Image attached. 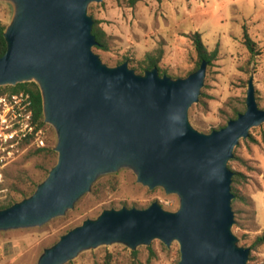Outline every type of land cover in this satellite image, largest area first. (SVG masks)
<instances>
[{"label":"water","instance_id":"obj_1","mask_svg":"<svg viewBox=\"0 0 264 264\" xmlns=\"http://www.w3.org/2000/svg\"><path fill=\"white\" fill-rule=\"evenodd\" d=\"M5 26L0 86L34 81L43 121L56 132L55 164L32 193L0 208V231L41 225L62 215L96 177L122 166L148 188L176 194V210L157 201L147 207L104 209L46 247L36 264H62L79 251L121 242L131 249L159 239L177 241V264H248L250 249L232 232V171L228 161L252 127L264 122L253 76L245 109L204 133L188 120L207 69L202 60L183 77L157 67L135 72L125 60L105 64L93 51L90 2L101 0H12Z\"/></svg>","mask_w":264,"mask_h":264},{"label":"rangeland","instance_id":"obj_2","mask_svg":"<svg viewBox=\"0 0 264 264\" xmlns=\"http://www.w3.org/2000/svg\"><path fill=\"white\" fill-rule=\"evenodd\" d=\"M14 13L12 0H0L2 23L8 25ZM87 13L101 20L100 26L110 36L108 50L92 48L109 66L127 57L131 68L147 53L157 55L161 49L160 66L173 78L183 77L196 60L189 33L199 32L208 49L218 45L217 60L212 66L207 65L203 95L200 93L198 101L188 109V120L198 131L207 133L222 127L231 107H241L243 101L245 104L251 75L255 100L264 108V0H138L133 7L126 0H101L90 2ZM243 26L260 50L251 62L243 43ZM46 124L41 134L44 145H24L3 169L0 202L9 199L16 202L24 198V193L31 194L55 164L57 136L52 125ZM45 146L54 152L37 150ZM233 154L239 159L231 158L228 166L244 173L238 188L245 200L232 206L236 213L231 230L238 244L248 247L264 231V122L252 127L247 138L239 140ZM153 201L171 211L179 205L176 194L141 184L128 166L102 173L64 214L41 225L1 230L0 264H36L46 247L83 220L95 218L104 209L144 208ZM252 256L251 264H264V244L255 247ZM178 260L177 241L166 246L153 239L135 249L121 242L100 244L79 251L62 264H177Z\"/></svg>","mask_w":264,"mask_h":264},{"label":"trees","instance_id":"obj_3","mask_svg":"<svg viewBox=\"0 0 264 264\" xmlns=\"http://www.w3.org/2000/svg\"><path fill=\"white\" fill-rule=\"evenodd\" d=\"M137 1L138 0H126L127 5L131 7H133ZM91 17L93 19L92 33L94 34L96 42H97L94 48L106 51L110 47V36L100 26L101 20L94 18L92 15ZM5 26L6 25L0 21V56L6 50V41L3 35ZM247 33L248 32L246 30V27L243 26V33H242L243 43L250 53V62H251L254 60L256 55L260 53V50L256 48V43L254 42V40L251 39V37ZM188 37L191 40V43L195 50L196 60H195L194 67L190 71H188L185 75L195 70L202 60L207 61L208 66H212L214 62L217 60L218 52H219L217 44L215 45L213 49H208L201 39V34L197 31L189 33ZM162 51L163 50L160 49L157 55L147 53L142 60H139L138 62L131 64L130 65L131 68L134 69L135 72L142 73L143 71L147 69H151L152 67L155 66L157 67L159 74L170 75L167 72V70L162 68L159 64L161 60ZM127 59H128L127 57L124 58V60H127ZM124 60L118 61L117 64L123 62ZM6 91L8 93L26 91L30 94L31 101H32L33 120L36 123V129L41 130L42 132V128L46 126L47 124L43 121L42 97H41V93H40L38 85L34 81H25V82H19L15 85L0 86V94ZM201 95H203V92H201ZM244 109H245L244 101L242 102L241 107L233 105L231 107V114L227 117V121L231 118H235L237 114L244 111ZM37 150L46 151L48 153L54 152L53 149L49 146L40 147ZM233 159H239V158L237 156H233ZM230 170L232 171L231 192L233 194V199L231 200V204L234 208L235 203L238 200H242V201L245 200V195L242 194L238 188L239 183L242 182V180H244L245 175L243 172L234 170L231 167H230ZM29 194L30 193H24L22 197H26ZM13 202H15V200H12V199L0 202V208L7 207L11 205ZM234 213H236L235 209H234ZM262 244H264V231L261 232L259 235H257L255 239L252 241V243L248 246V248L250 249L248 264H251V260L253 257L252 251L254 250V248Z\"/></svg>","mask_w":264,"mask_h":264},{"label":"built area","instance_id":"obj_4","mask_svg":"<svg viewBox=\"0 0 264 264\" xmlns=\"http://www.w3.org/2000/svg\"><path fill=\"white\" fill-rule=\"evenodd\" d=\"M33 120L31 96L26 91L0 94V182L3 169L27 144L44 145Z\"/></svg>","mask_w":264,"mask_h":264}]
</instances>
